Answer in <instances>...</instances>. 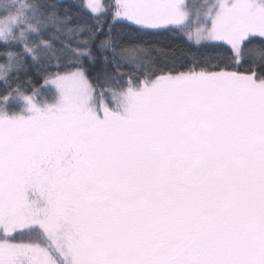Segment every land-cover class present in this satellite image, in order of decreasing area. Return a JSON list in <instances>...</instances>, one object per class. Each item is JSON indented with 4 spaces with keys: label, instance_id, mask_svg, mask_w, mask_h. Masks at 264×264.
<instances>
[{
    "label": "snow or ice",
    "instance_id": "6c2138e0",
    "mask_svg": "<svg viewBox=\"0 0 264 264\" xmlns=\"http://www.w3.org/2000/svg\"><path fill=\"white\" fill-rule=\"evenodd\" d=\"M0 264H264V0H0Z\"/></svg>",
    "mask_w": 264,
    "mask_h": 264
},
{
    "label": "trees",
    "instance_id": "16d2710c",
    "mask_svg": "<svg viewBox=\"0 0 264 264\" xmlns=\"http://www.w3.org/2000/svg\"><path fill=\"white\" fill-rule=\"evenodd\" d=\"M146 39L151 40L158 47L163 48H174L179 47L181 42L175 39L171 34L161 33L156 36L146 37Z\"/></svg>",
    "mask_w": 264,
    "mask_h": 264
}]
</instances>
